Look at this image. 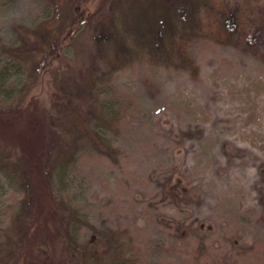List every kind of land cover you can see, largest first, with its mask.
<instances>
[{
    "label": "rangeland",
    "instance_id": "obj_1",
    "mask_svg": "<svg viewBox=\"0 0 264 264\" xmlns=\"http://www.w3.org/2000/svg\"><path fill=\"white\" fill-rule=\"evenodd\" d=\"M48 4L0 0V55L14 28L43 21ZM71 37L42 84L30 88L24 77L13 108L20 118L0 129V264H118L129 250L119 264H264V35L203 38L189 49L195 66L142 64L106 80L91 30ZM94 90L106 104L120 102L122 121L79 154L55 191L62 140L34 127L26 110L51 115L57 97L87 108ZM31 161L47 197L30 184ZM11 166L26 183L11 179ZM72 208L77 256L68 249Z\"/></svg>",
    "mask_w": 264,
    "mask_h": 264
},
{
    "label": "trees",
    "instance_id": "obj_2",
    "mask_svg": "<svg viewBox=\"0 0 264 264\" xmlns=\"http://www.w3.org/2000/svg\"><path fill=\"white\" fill-rule=\"evenodd\" d=\"M244 1L255 5L244 11L219 0H49L44 20L31 27H15V41L6 47L5 55H0V129L13 128L20 118L13 113L16 110L13 108L21 105L17 97L28 88L24 77H29L30 88L42 84L51 66L50 59L78 29L91 30L97 59L108 69L103 80L142 64L169 67L180 60L185 66H195L189 49L197 40L264 35V0ZM230 21L236 25L232 30L227 28ZM24 82L25 88H20ZM99 91L92 92L87 108L67 104L56 96L58 101L52 99L55 109L51 115L43 110L41 114L26 110V119L30 118L34 127L39 126L41 131L49 129L52 139L62 140L52 171L55 191L71 165L77 163L79 154L87 146L107 142L110 132L122 121L120 102H102ZM58 132L60 137L56 136ZM34 165L31 161L30 171L25 170L30 184L40 187L47 197L45 178L41 171L38 178L34 175L40 169ZM10 168L15 173L11 174L12 180L26 183L18 168ZM30 196L34 200L33 193ZM46 197L41 196L40 204L45 203ZM68 217V249L77 256L82 251L76 235V224L80 222L78 210L72 208ZM127 252L115 256V263L119 264L127 255L134 256L131 250Z\"/></svg>",
    "mask_w": 264,
    "mask_h": 264
}]
</instances>
